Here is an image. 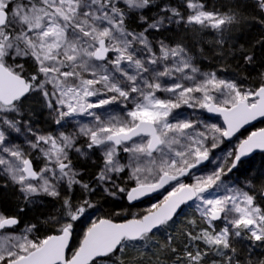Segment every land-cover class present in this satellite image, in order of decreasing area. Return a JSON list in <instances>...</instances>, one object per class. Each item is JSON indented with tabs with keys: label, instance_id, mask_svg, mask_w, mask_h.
<instances>
[{
	"label": "snow or ice",
	"instance_id": "snow-or-ice-1",
	"mask_svg": "<svg viewBox=\"0 0 264 264\" xmlns=\"http://www.w3.org/2000/svg\"><path fill=\"white\" fill-rule=\"evenodd\" d=\"M257 64L264 0H0V264H264Z\"/></svg>",
	"mask_w": 264,
	"mask_h": 264
},
{
	"label": "trees",
	"instance_id": "trees-1",
	"mask_svg": "<svg viewBox=\"0 0 264 264\" xmlns=\"http://www.w3.org/2000/svg\"><path fill=\"white\" fill-rule=\"evenodd\" d=\"M216 1H218V0H216ZM220 1L221 0H219V2ZM260 32H261V29H259L258 27H253L250 30H247L245 32L244 36L241 38V43H245V46L248 47L250 44H252L256 40L260 39ZM253 51H255L257 53V56L259 57L261 49L256 48V49H253ZM232 67L234 68L235 65L233 64ZM242 68H243V71L245 73H251L252 76H256L257 73L260 72V71H264V68H261L259 66V64H257V67H256L255 70H253L250 67H244V66H242ZM257 166H259V164ZM108 207H109V205L106 204L105 208L107 209ZM178 227H183V225H178ZM175 235L179 237V232H176ZM156 239H158L161 242H163V236H159L158 238L156 237ZM257 251H259V249H257Z\"/></svg>",
	"mask_w": 264,
	"mask_h": 264
},
{
	"label": "rangeland",
	"instance_id": "rangeland-1",
	"mask_svg": "<svg viewBox=\"0 0 264 264\" xmlns=\"http://www.w3.org/2000/svg\"><path fill=\"white\" fill-rule=\"evenodd\" d=\"M218 2L219 1H215V2H213V3H217L218 4ZM222 2H224V0H221L219 3H222ZM212 2H209V5H211V4H213ZM241 42V41H240ZM215 63V62H214ZM231 70V69H230ZM260 124V123H259ZM259 124H257L254 128H251L250 130H248V131H252V130H255L257 127H258V125ZM244 135H247V132H245L244 133ZM260 160H261V156L260 155H257V157H256V164L258 165V163L260 162ZM160 235H158L157 236V238L159 237ZM238 247H240L239 245H238Z\"/></svg>",
	"mask_w": 264,
	"mask_h": 264
},
{
	"label": "flooded vegetation",
	"instance_id": "flooded-vegetation-1",
	"mask_svg": "<svg viewBox=\"0 0 264 264\" xmlns=\"http://www.w3.org/2000/svg\"><path fill=\"white\" fill-rule=\"evenodd\" d=\"M259 123H260V124H259ZM259 123H258L259 125H258V127H257L256 129H258V128H260V127H264V122H259ZM255 126H256V125H255ZM256 129H255V130H256ZM248 130H250V129H248ZM252 131H254V130H252Z\"/></svg>",
	"mask_w": 264,
	"mask_h": 264
},
{
	"label": "water",
	"instance_id": "water-1",
	"mask_svg": "<svg viewBox=\"0 0 264 264\" xmlns=\"http://www.w3.org/2000/svg\"><path fill=\"white\" fill-rule=\"evenodd\" d=\"M254 123V125H257L258 123H259V121L258 122H253ZM248 129H251V127L250 128H248Z\"/></svg>",
	"mask_w": 264,
	"mask_h": 264
},
{
	"label": "bare ground",
	"instance_id": "bare-ground-1",
	"mask_svg": "<svg viewBox=\"0 0 264 264\" xmlns=\"http://www.w3.org/2000/svg\"><path fill=\"white\" fill-rule=\"evenodd\" d=\"M215 1H216V0H209V2H212V3L215 2ZM218 1H219V0H218ZM218 3H219V2H218ZM258 164H259V163H258Z\"/></svg>",
	"mask_w": 264,
	"mask_h": 264
}]
</instances>
